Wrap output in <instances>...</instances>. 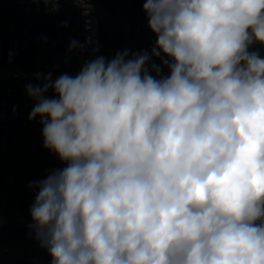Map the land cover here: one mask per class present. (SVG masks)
<instances>
[{"label":"clouds","instance_id":"obj_1","mask_svg":"<svg viewBox=\"0 0 264 264\" xmlns=\"http://www.w3.org/2000/svg\"><path fill=\"white\" fill-rule=\"evenodd\" d=\"M143 10L151 54L26 86L66 164L29 184V235L51 264H264V0Z\"/></svg>","mask_w":264,"mask_h":264},{"label":"built area","instance_id":"obj_2","mask_svg":"<svg viewBox=\"0 0 264 264\" xmlns=\"http://www.w3.org/2000/svg\"><path fill=\"white\" fill-rule=\"evenodd\" d=\"M144 2H16L19 34L0 36V229L7 228L27 239L1 243L0 254H15V245L22 244V253L15 256L18 264H51L47 251L29 235V209L36 195L29 184L66 166L43 147L40 117L29 120L35 102L27 95L26 86L37 84L38 73H51L53 81L65 73L76 76L86 61L97 56L111 60L126 49L130 55L145 51L151 54L156 36L149 29ZM88 38L92 43L86 44ZM72 41L86 47L69 52ZM151 62L160 64L156 59ZM162 71L169 74L167 67ZM46 96L58 98L51 89Z\"/></svg>","mask_w":264,"mask_h":264},{"label":"trees","instance_id":"obj_3","mask_svg":"<svg viewBox=\"0 0 264 264\" xmlns=\"http://www.w3.org/2000/svg\"><path fill=\"white\" fill-rule=\"evenodd\" d=\"M18 0H0V36L11 37L19 34L20 21L15 14V6ZM112 4L113 1L111 0ZM250 51H258L264 57V46L254 43ZM15 254H0V264H18L15 256L22 253V244L15 245Z\"/></svg>","mask_w":264,"mask_h":264},{"label":"water","instance_id":"obj_4","mask_svg":"<svg viewBox=\"0 0 264 264\" xmlns=\"http://www.w3.org/2000/svg\"><path fill=\"white\" fill-rule=\"evenodd\" d=\"M26 239V236L23 234H14L7 228L0 229V244L10 241H24Z\"/></svg>","mask_w":264,"mask_h":264},{"label":"bare ground","instance_id":"obj_5","mask_svg":"<svg viewBox=\"0 0 264 264\" xmlns=\"http://www.w3.org/2000/svg\"><path fill=\"white\" fill-rule=\"evenodd\" d=\"M6 37V36H5Z\"/></svg>","mask_w":264,"mask_h":264}]
</instances>
